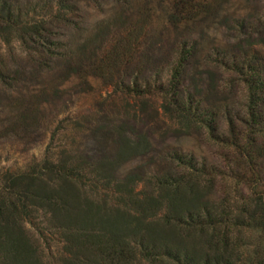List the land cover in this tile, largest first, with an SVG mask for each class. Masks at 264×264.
I'll use <instances>...</instances> for the list:
<instances>
[{"label":"trees","instance_id":"16d2710c","mask_svg":"<svg viewBox=\"0 0 264 264\" xmlns=\"http://www.w3.org/2000/svg\"><path fill=\"white\" fill-rule=\"evenodd\" d=\"M84 1L100 8L103 0ZM104 1L125 10L132 6L138 13L126 19V12L119 10L121 15L113 16L116 35L108 49L102 44L89 50L95 42L91 33L88 43H75L70 52L65 43L58 47L53 39L64 27L80 29V21L73 20L82 19L77 6L56 0L48 6L20 7L0 0V43L7 56H14V44L19 43L28 68L40 71V79L50 71L43 61L65 64L46 89L29 88L16 100L20 105L3 122L6 127L12 120L14 127L24 129L37 122L42 98L59 97L60 89L71 82L91 89L100 80L113 88L109 95L106 90L105 99L100 94L95 100L100 118L85 114L74 123L80 133L90 135V150L48 151L29 171L7 172L0 178V264H46L26 228L41 217L62 239L61 264H264V250L244 252L250 245L248 234L257 233L264 242L263 17L237 22V40L217 48L211 60H200L197 41L182 37L175 39L166 57L157 59L168 33L165 26L175 32L189 29L208 19L218 3L173 0L164 11L163 27L151 35L148 2ZM11 68L0 47L3 89H15L30 73ZM226 75L231 78L222 79ZM120 104L119 120L113 122L110 115ZM151 112L153 122L163 116L172 125L169 131L207 136L227 151L222 172L218 166L199 165L176 154L167 173L119 178L124 163L147 156L152 147L147 134L134 127ZM110 144L113 154H106L104 148ZM94 150L96 156L91 157L88 151ZM147 183L150 191H136ZM241 187L249 191L245 196ZM109 192L114 193L116 207L110 206Z\"/></svg>","mask_w":264,"mask_h":264},{"label":"rangeland","instance_id":"374dc122","mask_svg":"<svg viewBox=\"0 0 264 264\" xmlns=\"http://www.w3.org/2000/svg\"><path fill=\"white\" fill-rule=\"evenodd\" d=\"M15 5L20 7H27L30 5H44L48 6L51 1L56 0H10ZM71 4L81 9V17L73 18L74 21H80V29L73 31L70 27H64L59 29L56 33V40L53 39L55 45L60 47V43L66 45L68 49L75 43L84 44L87 39H90L89 34H93L94 44L89 47L98 48L104 44L106 49L110 46L112 39L116 35L115 29H112L111 25L115 23V17L121 13L119 10H124L129 18L133 13H138L137 10L124 9L119 5H116L110 1H101L100 8L92 7L88 5L84 0H68ZM149 3L150 9H152L151 17L148 20V31L149 34H157L158 31L163 27V16H166L164 11L168 8L169 2L173 0H145ZM212 1V0H209ZM218 3V7L214 8L208 19H201L200 21L190 25L189 29L174 31L171 27L165 32L164 46L162 53H156L155 58H164L169 54L171 44L175 39L183 38L184 41H190L191 39L198 43V57L200 60H206V58H214L212 56L214 51L220 46L227 47V45L234 43L239 37V32L235 29L237 22L247 20L249 18L258 16L263 17L264 21V0H213ZM56 4V3H55ZM56 5L52 9L55 13ZM168 12V9H167ZM262 19V18H261ZM117 20V19H116ZM110 25V26H109ZM109 26V27H108ZM123 24L118 23V27H122ZM107 27V28H106ZM164 30V29H163ZM103 39L102 43L96 42L99 38ZM148 35V34H147ZM89 37V38H88ZM148 37V36H147ZM159 40L163 42L162 36H159ZM100 42V41H99ZM88 43V41H87ZM98 43V44H97ZM53 45H49L52 50H56ZM2 52L12 66V70L15 72H21V69H25L23 78L26 82H17L18 85L15 89H3L0 86V178L7 172L9 173H21L29 171L33 168L34 164L41 162L45 157L48 156V151L55 153L60 150L61 147L80 149L82 151L90 150L89 142L90 135L82 134L79 130L75 129L74 123L81 121V117L85 114H96L101 117L102 114H98L94 108L97 98L100 94H103V98H106V90L108 95L112 93L113 88L106 85V81H96L91 89L87 85L78 84L76 81L72 82L60 89L59 97H55L50 94L42 98V105L37 109L38 121L30 123L29 126L24 129L23 127H14L12 120L11 124L6 127L3 122L8 121L11 117V110H14L20 105V102L16 100L20 99L22 95L28 94V89H38L41 91L40 86H46L50 79L57 76V72L64 71L63 63H55L46 61L41 64L50 67L49 76L44 75L45 78H38L39 72L33 70L31 67L28 68L27 58L21 52L19 43L14 44V56H7L6 48L0 43ZM54 52V51H53ZM161 54V55H160ZM46 60V59H45ZM205 64V63H204ZM206 65V64H205ZM30 66V65H29ZM58 77V76H57ZM229 75L222 77V79L228 80ZM155 79L154 77L152 78ZM57 80V79H56ZM228 82V81H224ZM25 83V84H24ZM40 85V86H39ZM47 86L44 88L46 89ZM107 88V89H106ZM43 89V90H44ZM107 95V96H108ZM96 100V101H95ZM116 107L115 114L110 115L113 122H117L119 119L116 115V111L120 108ZM158 106V105H157ZM113 109V110H114ZM223 123V119L221 120ZM137 132L146 133L149 137L152 147L148 152L147 156L132 160L124 163L118 172L119 178H124L126 175L136 173L138 176H153L156 173H167L172 169V156L178 154L186 157L187 159H193L196 164H206L210 167H219L222 172L225 165V155L227 151H224L216 143L210 141L207 136L198 135H181L176 134L169 128L172 125L163 117H160L158 122H153L152 112L146 113L141 121H138L134 125ZM174 129V127H173ZM224 130L225 127L221 126ZM53 137L55 140L53 141ZM74 141V142H73ZM51 148V151H50ZM104 150L106 154H113L114 145L110 144L105 146ZM91 157L96 156V150L93 152L88 151ZM261 166L263 162L260 160ZM209 167V168H210ZM222 167V168H221ZM218 187H223V181H218ZM230 183V182H229ZM143 184V183H142ZM232 185V183H231ZM145 187L147 191H150L149 184L139 185L137 192L141 191ZM233 187V185H232ZM229 188V187H228ZM244 191V196L248 193V189L240 188ZM104 194V192H103ZM114 194V193H113ZM110 195V206L116 207L117 203L115 196ZM237 194L238 199L241 197ZM235 197V194H233ZM242 201V200H240ZM44 217L39 218L34 225L26 224L27 231L31 233L33 239L40 245L43 259L46 264H61V259L64 257L62 251L63 242L56 229L51 228L52 226L47 225ZM42 227L44 230L42 231ZM42 231V232H41ZM41 234L43 236H41ZM247 238L250 240V245L244 249L245 253H252L259 248V252L264 250V242L260 241V235L248 234ZM246 238V240H247ZM247 242V243H248Z\"/></svg>","mask_w":264,"mask_h":264}]
</instances>
